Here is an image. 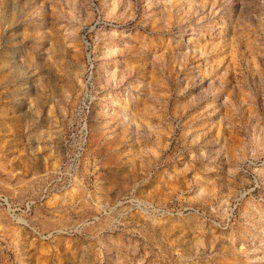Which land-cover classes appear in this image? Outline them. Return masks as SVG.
<instances>
[{
    "label": "rangeland",
    "instance_id": "1",
    "mask_svg": "<svg viewBox=\"0 0 264 264\" xmlns=\"http://www.w3.org/2000/svg\"><path fill=\"white\" fill-rule=\"evenodd\" d=\"M0 264H264V0H0Z\"/></svg>",
    "mask_w": 264,
    "mask_h": 264
},
{
    "label": "built area",
    "instance_id": "2",
    "mask_svg": "<svg viewBox=\"0 0 264 264\" xmlns=\"http://www.w3.org/2000/svg\"><path fill=\"white\" fill-rule=\"evenodd\" d=\"M82 137H86V134L83 132L82 133ZM83 143V142H82ZM81 145H85L84 143L83 144H81ZM81 151H80V155H82L83 154V152H84V148H83V146L81 147V149H80Z\"/></svg>",
    "mask_w": 264,
    "mask_h": 264
}]
</instances>
